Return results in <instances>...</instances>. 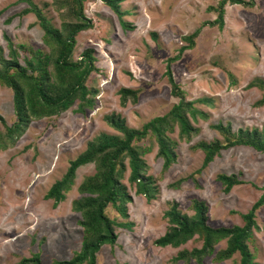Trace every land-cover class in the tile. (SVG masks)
<instances>
[{
	"label": "rangeland",
	"instance_id": "374dc122",
	"mask_svg": "<svg viewBox=\"0 0 264 264\" xmlns=\"http://www.w3.org/2000/svg\"><path fill=\"white\" fill-rule=\"evenodd\" d=\"M44 11L56 27L62 24L66 9L60 0H31ZM252 6L227 4L224 26H211L217 13L209 11L217 0H121L119 16L102 0H85L84 10L94 27L77 35L74 60L92 48L97 71L87 86L97 91L94 106L78 112V103L59 114L33 119L13 139L0 147V264H20L23 258L39 254L41 264L54 260L69 261L82 247L84 234L82 214L73 209V201L83 195L78 188L86 177L95 174L94 162L80 166L65 199L58 205L46 193L67 172L70 162L82 154L90 142L103 134H120L107 117L116 115L130 128H141L157 116L167 114L179 102L171 92L168 60L172 76L185 92V101H196L202 111L191 121L194 130L190 140L179 139L176 126L168 136L175 140L176 161L163 172V159L158 155L154 136L138 143L147 164V175L157 187L148 200L129 182L128 158L119 182L128 199L124 216L109 204L106 213L117 223V241L105 244L96 254V264H238L240 255L216 263L214 255L201 263L173 262L182 249L200 248L202 242L190 239L179 248L159 247L155 239L168 228L165 212L176 204L182 213L193 215V199L208 207V224L212 227L244 225L248 213L263 193L264 153L247 146L223 150L201 172L204 152L194 149L200 141L213 142L223 137L213 126L262 128L264 105L258 106L264 92L250 88L256 78L264 80V0H246ZM29 3L24 0H0V51L8 56V40L28 44L49 53L44 31L34 13H24ZM196 30L199 35L193 47L185 36ZM139 91L138 100L123 105L120 90ZM206 99V102L197 101ZM190 118V115L187 114ZM0 132L16 121L13 91L0 84ZM219 174L236 175L243 182L229 192L220 183ZM182 180V181H181ZM180 181L178 187L172 184ZM85 196V195H84ZM251 250L255 262L264 264V207L256 211ZM226 247V240L215 245V252Z\"/></svg>",
	"mask_w": 264,
	"mask_h": 264
},
{
	"label": "trees",
	"instance_id": "16d2710c",
	"mask_svg": "<svg viewBox=\"0 0 264 264\" xmlns=\"http://www.w3.org/2000/svg\"><path fill=\"white\" fill-rule=\"evenodd\" d=\"M24 1L29 3L24 13H34L37 17L44 31L43 41L49 47V53L28 44H15L9 38H7L8 56L5 57L3 51H0V84L12 89L16 114V121L6 126L4 133L0 132V147L6 145L8 139L10 141L20 134L33 119L67 111L75 103H78V112L92 108L97 93L86 84L90 75L97 71L94 50L87 48L79 59L74 60L73 57L77 35L94 27L93 21L85 13V0H60L62 5L60 8L66 9L65 15L61 16L63 21L60 27H56L51 19L46 17L44 11L31 0ZM102 1L118 14L121 26L125 28L127 24L123 21V12L119 9L121 0ZM227 4L253 5L246 0H217L216 6L208 8L209 11L217 13V18L207 24L223 28L224 9ZM199 31L196 30L193 34L184 37L189 45L183 46L181 50L194 46V39L199 35ZM177 57L168 60L166 74L171 92L179 98V102L167 114L151 119L141 128H130L120 116L107 117L108 124L120 134H103L90 142L87 149L70 162L65 175L56 180L47 191L45 197L54 200V204L58 205L65 199V191L72 186L77 169L82 165L95 163V174L86 177L78 188L83 196L73 201L74 211L80 212L83 217L81 226L84 234L81 250L76 252L71 260H54L53 264H96V254L101 247L105 244L115 245L117 241L115 226L128 228L131 226L130 223L115 222L106 213L108 205L112 204L126 216L124 204L130 198L123 184L119 182L125 169L126 158L130 168L129 182L136 186L137 193L148 200L155 196L157 187L154 186L153 178L146 173L147 164L141 155L145 151L141 152L139 149L140 141L148 135L154 136L159 147L158 155L164 161L163 172H165L176 161V142L167 133L172 132L177 126L179 139L190 140L194 130L190 119L196 120L197 116L203 113L193 106L196 101H185V92L172 76L169 66ZM249 86L264 92L263 79L256 78ZM138 94V90L122 88L120 90L122 104L125 105L129 99L136 102ZM197 101L207 100L202 98ZM257 105H264V95ZM0 121L4 122L1 116ZM213 127L223 139L213 142L200 141L193 146L194 149L204 152L203 164L197 170L198 173L223 150L231 147L247 146L264 153V125L260 129L240 128L237 131L222 124ZM217 178L225 186V192H229L235 185L243 182L236 175L219 174ZM179 184L180 181H177L172 187H178ZM262 190V195L251 210L242 215L243 226L235 225L230 228L210 226L207 204L198 199H193L191 203L193 215L182 213L176 204L170 205L164 214L168 228L163 236L155 239V245L179 248L196 237V240L202 242V246L192 250L182 249L173 258V262L195 260L201 263L205 257L214 255L213 261L219 263L239 254L238 264H257L256 254L251 250L250 244L254 242V230L257 228L256 211L264 207V182ZM223 240H226V247L215 252V245ZM20 264H41L40 256L34 254L30 258H23Z\"/></svg>",
	"mask_w": 264,
	"mask_h": 264
}]
</instances>
